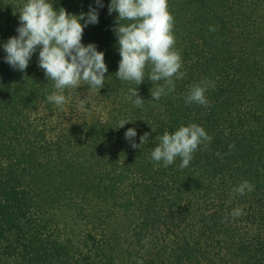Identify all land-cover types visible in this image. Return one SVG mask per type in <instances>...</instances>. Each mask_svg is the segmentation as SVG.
Here are the masks:
<instances>
[{
	"label": "trees",
	"instance_id": "obj_1",
	"mask_svg": "<svg viewBox=\"0 0 264 264\" xmlns=\"http://www.w3.org/2000/svg\"><path fill=\"white\" fill-rule=\"evenodd\" d=\"M25 2L0 0V264H264V0H168L185 75L158 101L150 66L139 86L117 78L118 13L103 0L82 43L105 53V85L81 81L61 106L47 99L57 90L39 51L26 71L5 62ZM203 80L215 84L209 104H187ZM192 123L212 139L187 168L151 159L165 131ZM133 127L137 144L150 134L141 148L125 139ZM244 181L254 191L234 194Z\"/></svg>",
	"mask_w": 264,
	"mask_h": 264
},
{
	"label": "clouds",
	"instance_id": "obj_2",
	"mask_svg": "<svg viewBox=\"0 0 264 264\" xmlns=\"http://www.w3.org/2000/svg\"><path fill=\"white\" fill-rule=\"evenodd\" d=\"M95 3L97 7L90 6L87 13L75 15L63 7L55 9L49 0H26L19 11L18 35L10 37L3 44L5 62L19 71H26L32 56L39 51V67L48 80L55 82L57 90L47 99L57 106L66 103L65 89L77 88L81 81L93 88L101 89L105 85V74L108 72L105 53L98 51L94 43H82L85 28L99 23L98 9L103 8L104 4L103 0H95ZM108 12L109 15L118 13L112 29L118 38L121 56L117 78L139 86L145 81L146 67L150 66L147 78L155 85V90H151L153 100L158 101L174 91L175 80L183 78L185 73L181 71V54L175 48V21L169 11L168 0H111ZM209 30L216 29L210 26ZM210 85L215 87L214 82L208 80L194 84L185 102L207 106L206 92ZM130 94V98L135 97L134 104L143 107L144 99L139 91L132 88ZM88 102L86 97L81 100V105ZM130 122L120 121L118 129ZM149 135L144 133L137 144V130L133 127L125 132V139L136 149L149 140ZM159 139L160 143L151 152V159L168 167L176 158H180L182 163L179 167L184 169L201 146L207 148L212 137L203 127L192 123L181 125L172 133L165 131ZM254 187L244 181L233 189V193L244 195L246 191H254ZM242 214L241 209H234L231 216L235 218ZM144 243L147 244V241ZM138 264H142V261Z\"/></svg>",
	"mask_w": 264,
	"mask_h": 264
}]
</instances>
